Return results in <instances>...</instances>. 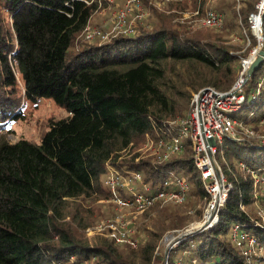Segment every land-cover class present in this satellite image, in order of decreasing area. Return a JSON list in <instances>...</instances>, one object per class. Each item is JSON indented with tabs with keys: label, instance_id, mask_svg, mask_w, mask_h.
<instances>
[{
	"label": "trees",
	"instance_id": "obj_1",
	"mask_svg": "<svg viewBox=\"0 0 264 264\" xmlns=\"http://www.w3.org/2000/svg\"><path fill=\"white\" fill-rule=\"evenodd\" d=\"M106 1L0 0V264H152L161 257L163 264L166 255H155L150 241L139 249L113 239L93 243L76 221L73 228L65 224L66 216L74 219L81 210L79 199L111 198L103 180L108 165L127 178L139 173L150 191L165 181L170 189L174 177H185L191 195L208 197L188 139L166 159L120 156L148 138L171 139L188 116L187 97L167 80L172 62L197 68L200 87L233 85L241 57L258 45L249 21L258 0L224 2L229 30L239 28L249 37L243 53L222 33L179 21L176 12L187 7L180 0L160 8L142 0L148 15L131 32L86 39L85 28ZM205 2L189 0L188 8L202 14ZM260 14L264 34V8ZM263 74L264 58L244 82L246 99L238 110L249 112L244 124L264 121V89L257 91ZM39 98L50 99L65 115L44 120L35 139L8 140L13 123L24 118V103ZM225 139L219 166L231 187L218 220L180 239L167 264H264V223L251 209L258 194L253 174L264 176V139ZM137 189L144 192L141 185ZM153 207L160 210L162 231L185 226L176 209ZM235 226L260 248L243 254L232 238Z\"/></svg>",
	"mask_w": 264,
	"mask_h": 264
},
{
	"label": "rangeland",
	"instance_id": "obj_2",
	"mask_svg": "<svg viewBox=\"0 0 264 264\" xmlns=\"http://www.w3.org/2000/svg\"><path fill=\"white\" fill-rule=\"evenodd\" d=\"M153 1L154 4L160 8V6L164 5V2L168 0H147ZM184 1L186 4V9L181 10L180 12H176L177 16H179V21L187 22L186 25L191 26L192 29H198L200 27H205L211 33H222L227 42L240 46L241 50L240 53H243L244 49L249 46L250 40L247 35L244 37V32L239 30V28H235L234 30H229L228 23L226 24L227 20L231 17L230 15V7L226 5L224 2L225 0H206L205 5L203 7V13L205 10H216L222 14V24L221 25H203L201 24L202 14H200L199 10L195 9L191 11L188 8L189 0H180ZM264 0H258L256 3H260ZM106 6L101 4V9L98 12L94 13L90 24L93 28L97 27V29L101 31L109 32V36L116 35L119 31H111L115 27V22H118L117 19L112 21L113 17H116V14L123 10L127 9V5L129 0H107ZM141 6L138 7L136 5H131L130 9L125 13V24L130 23V25L136 26L138 21H143L148 15V8L143 5L142 0H140ZM264 7V6H263ZM258 10V8H257ZM258 12V11H257ZM257 14V13H256ZM251 15V14H250ZM251 23L250 30L251 33L260 31L259 36H255L258 40L259 44L252 47L246 57L251 56V52L253 50H257L255 55H257L258 50L264 46L263 39L261 37V29L258 28V31H254L253 29V21L250 19ZM176 19V18H174ZM113 22V23H112ZM189 23V24H188ZM224 24V25H223ZM260 27V26H259ZM228 31V33L226 32ZM242 33V34H241ZM243 35V36H242ZM257 35V34H256ZM237 53V52H236ZM254 55V57H255ZM242 58V57H241ZM196 69L190 63L186 62H172L171 67L170 65L167 67V80L169 84H174L178 89L179 93L183 96L187 97L189 104L191 102V98L193 95L202 87L199 85L198 78L201 79L202 77H198L196 75ZM198 77V78H197ZM206 86V84H205ZM210 86V85H207ZM23 113L24 118L21 120L16 121L13 123L12 128L14 129V133H10L7 135V139L11 142L16 141L19 137H24L28 139H35L39 135V129L41 128L40 125L44 120L48 117H61L65 115V111L61 109L59 106L54 104L50 99L47 98H39L38 101L34 104L31 102H25L23 105ZM229 115L232 118H236L238 120L245 119L249 112L246 109H242L240 111L231 112ZM177 117L176 122L180 123ZM255 133L261 135L264 139V121H261L256 126L248 125ZM238 136V134H237ZM187 139H184V142ZM226 139H224L223 143H217L216 146V156L214 153V157L211 158V162L216 167L219 166V162L221 165L223 164L220 160L219 152L221 150V146L226 144ZM156 147L152 144V139L148 138L140 143V145L136 148H127L122 151L121 156L122 158H133L136 153H139V156H135V159H138L140 156H155L157 154L155 152ZM243 154V151H241ZM169 156V155H168ZM193 157V153H192ZM160 160V159H159ZM162 160V159H161ZM108 172L105 174L104 181L107 178V174L110 170H113L119 173L121 176L119 177V185L117 187V192L115 195H111V198L106 197H95V199L84 200L79 199L81 202V210H79L78 215L75 216V220L73 217L66 216L65 217V224L68 226L73 225V222H77L78 226L80 225L79 230L81 233L86 237L88 242H99L104 241L105 239H113L114 242L119 245L127 244L132 249H139L146 241H150L151 243L155 244L153 249V253L155 255H159L163 253L167 257V253L174 244L178 243L180 239H182L186 235H191L197 232L200 229H204L207 223H211L212 218L215 211L211 212L209 206V199L210 194L208 197H204L200 199L198 196L191 195L189 191V186L184 188L183 191V199L181 201H175L167 195H158L157 198L151 200L150 203H142L141 201L138 202L136 197H138V189L137 187L141 185L143 187L144 192L141 193H149L148 185L143 183L141 180V175L139 179H129L127 177L122 176L121 172L108 165ZM220 172L222 169L220 168ZM201 173V172H199ZM135 173H133L134 175ZM133 175L131 177H133ZM224 178L226 179L225 175L223 174ZM184 182L186 181V178ZM208 181L207 179L201 178V181ZM105 183V182H104ZM121 184V185H120ZM164 185V184H163ZM203 185V182H202ZM166 186V185H165ZM167 187V186H166ZM204 187V185H203ZM136 188V189H135ZM162 188V187H161ZM254 188L257 194L253 205L251 206L252 212L258 216L264 223V195H263V185L261 183H255L254 180ZM123 190L128 196L120 195L119 191ZM219 190L221 193V187L219 186ZM132 191V192H131ZM119 196L128 201L129 203L119 205L115 201V197ZM146 196V195H145ZM144 198V196H143ZM159 203V206L164 205L166 209L173 211L176 209L177 213L181 217V222L185 223V226L182 228H170L167 230L162 231L160 228L162 217L160 215V210L154 208L153 206ZM74 206V202L72 207ZM71 207V208H72ZM161 208V207H160ZM70 212H73L70 210ZM175 212V211H174ZM214 224V223H213ZM212 224V225H213ZM73 228V227H72ZM114 231L117 236L113 237L111 232ZM116 238H118L116 240ZM243 242V241H242ZM246 241L242 244L243 249L248 250V253H253L254 251L258 250L260 247L250 246V244ZM165 257V256H164ZM166 257L163 260V264H167ZM162 257L159 260H154L152 264H161Z\"/></svg>",
	"mask_w": 264,
	"mask_h": 264
},
{
	"label": "built area",
	"instance_id": "obj_3",
	"mask_svg": "<svg viewBox=\"0 0 264 264\" xmlns=\"http://www.w3.org/2000/svg\"><path fill=\"white\" fill-rule=\"evenodd\" d=\"M141 6L140 0H129L127 9L125 11L120 10L116 17L112 18V21L115 19L118 22H115V27L111 31H118L129 33L133 30V25L130 23L125 24V13L130 9L131 5ZM264 2L261 1L257 4L258 12L257 16L260 15L261 10L264 8ZM256 13H251L250 19H254ZM113 23V22H112ZM201 24L203 25H221L222 24V14L216 10H205L202 18ZM261 29V28H260ZM262 33V31H261ZM109 32L101 31L97 28L87 26L85 28L84 37L86 39H91L94 36H99L102 39L107 38ZM257 37V35L254 33ZM262 35V34H261ZM259 44V42H258ZM257 50L251 52V56L242 57L240 61V71L238 76L233 83V85L227 90H220L214 86H204L200 88L191 98V107L189 114L186 118L181 120V125L175 135L169 140H164L163 138L158 139L157 141H152V144L156 147V154L159 159H166L168 155L172 153H179L183 149L184 139L190 141L193 153V163L196 168L199 170L201 178L207 179L202 181L203 185L208 194H210L209 206L212 214V211H215L211 223H207L204 228L212 226L218 220V208L224 202L227 192L230 189L231 185L226 181L223 176V173L220 172V166L212 164L211 158L214 157L216 152L217 143H223V140L226 137H239L244 135L246 137H255L259 139L263 138L258 133H255L253 129L248 127L247 124H244L241 120L232 118L229 113L236 112L241 108V105L245 101L244 94V82H245V73L246 70L254 58V55ZM264 89V74L260 78L257 84V91ZM238 134V136H237ZM264 136V135H263ZM213 159V158H212ZM242 165V164H241ZM243 166V165H242ZM105 179V185L111 190L112 194L115 195L119 183V173L110 170ZM255 177V183H261L264 187V176L253 174ZM140 174L135 173L133 177L129 178L130 180L139 179ZM170 181H165L163 187L156 191H149L147 193L138 192V197L136 200L142 203H150L152 199L157 198L158 195H167L170 198H175L172 200L181 201L183 199L184 188L188 184L184 179L179 177H174L172 182V187L165 190V187L169 186ZM121 185V184H120ZM166 185V186H165ZM221 187V193L219 190ZM132 192V191H131ZM146 195V196H145ZM264 195V188H263ZM144 196V198H143ZM115 201L119 205L127 204L128 201H125L124 198L116 196ZM113 237L117 236L114 231L111 232ZM232 238L235 241L238 247H241V252L247 254L248 250L243 249L242 241H247L250 246L256 244L255 239L251 237L247 232L239 230L236 226L233 228ZM118 238H116L117 240ZM176 244V243H175ZM174 244V245H175ZM248 244V245H249ZM63 264V263H58Z\"/></svg>",
	"mask_w": 264,
	"mask_h": 264
},
{
	"label": "water",
	"instance_id": "obj_4",
	"mask_svg": "<svg viewBox=\"0 0 264 264\" xmlns=\"http://www.w3.org/2000/svg\"><path fill=\"white\" fill-rule=\"evenodd\" d=\"M261 14L259 15V25H260V28H261ZM262 39H263V42H264V34L262 33L261 35ZM263 58H264V46L258 50V53L257 55H255V57L252 59V61L250 62L247 70H246V73H245V79H247L258 67L259 65L262 63L263 61Z\"/></svg>",
	"mask_w": 264,
	"mask_h": 264
},
{
	"label": "bare ground",
	"instance_id": "obj_5",
	"mask_svg": "<svg viewBox=\"0 0 264 264\" xmlns=\"http://www.w3.org/2000/svg\"><path fill=\"white\" fill-rule=\"evenodd\" d=\"M253 29H254V31H258V28L260 29V25H259V16H257V14L255 15V17H254V19H253ZM255 34H257V36H259V34H260V31H259V33L257 32H255Z\"/></svg>",
	"mask_w": 264,
	"mask_h": 264
}]
</instances>
